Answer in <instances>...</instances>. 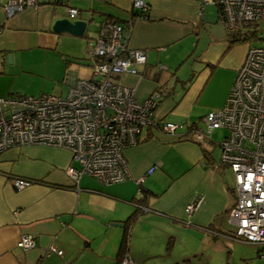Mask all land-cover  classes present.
Segmentation results:
<instances>
[{
    "label": "crops",
    "instance_id": "1",
    "mask_svg": "<svg viewBox=\"0 0 264 264\" xmlns=\"http://www.w3.org/2000/svg\"><path fill=\"white\" fill-rule=\"evenodd\" d=\"M144 1L148 17L133 19L139 13L133 0H67L79 10L74 20L89 23L85 35L75 37L52 30L57 19L68 17L66 4L38 0L37 7L8 17L7 0H0V97H65L72 81L95 78L87 40L113 17L123 25L131 22L129 48L147 55L146 65L121 82L140 100L158 92L154 120L183 125L173 134L145 129L140 143L125 150L131 177L111 185L88 175L74 184L66 170L78 164L63 148L26 145L0 154V264H117L125 223L144 193L148 210L129 227L127 252L136 264L167 253L172 257L180 235L210 242L234 233L229 219L234 178L214 155L220 143L195 142L187 132L205 128L207 113L224 107L248 44L231 42L216 5ZM58 52L65 63L49 72L47 57ZM39 77L56 85L33 88L30 81ZM14 178L38 183L17 190ZM200 199V208L188 214V204ZM23 235L33 236L36 247L19 248ZM53 245L63 255L49 254ZM190 251L167 264L190 262Z\"/></svg>",
    "mask_w": 264,
    "mask_h": 264
},
{
    "label": "built area",
    "instance_id": "2",
    "mask_svg": "<svg viewBox=\"0 0 264 264\" xmlns=\"http://www.w3.org/2000/svg\"><path fill=\"white\" fill-rule=\"evenodd\" d=\"M197 1L203 6L216 5L232 34H250L264 20V0ZM37 6L38 0H7L4 9L12 17ZM133 9L147 14L150 6L144 0H133ZM66 12L72 20L79 14L77 8L67 5ZM131 27V22L123 25L111 19L99 25L95 37L87 40L89 54L95 61V78L72 81L65 97H0V154L26 145L63 148L78 164L66 170L74 184L82 175H88L111 185L131 177L125 150L140 142L145 129L156 127L173 134L183 128L154 120L158 92L140 100L133 88L121 82L122 76L137 74L147 63L144 50L129 48ZM252 42L253 38L224 107L208 112L203 119L205 128L193 126L187 136L203 143L212 140L215 130L227 131L219 145L221 164L230 168L234 178V203L229 211L234 226L231 237L257 245L264 262V46ZM31 184L28 179H13L17 190ZM201 203V199L191 202L186 212L194 213ZM17 246L28 251L36 247V240L23 235ZM48 253L61 256L63 250L53 245ZM121 264L136 263L127 252Z\"/></svg>",
    "mask_w": 264,
    "mask_h": 264
},
{
    "label": "rangeland",
    "instance_id": "3",
    "mask_svg": "<svg viewBox=\"0 0 264 264\" xmlns=\"http://www.w3.org/2000/svg\"><path fill=\"white\" fill-rule=\"evenodd\" d=\"M91 24V31L94 30V26ZM256 37H254L252 44L255 46H264V20L258 22V27L252 30ZM84 42V40H82ZM249 42H246L248 44ZM62 52L57 54H50L47 57L49 65L48 71L60 70L61 64H64V58L61 55ZM66 61V60H65ZM30 84L33 88H37L42 84H54L49 80H44L42 77L32 79ZM56 85V83L54 84ZM49 94V93H48ZM227 135V131L224 129L215 130L212 134L213 141L221 143L223 138ZM214 155L218 158L221 156L220 147L214 151ZM183 237L175 239V244L172 247V257H168V253L158 258H150L145 261V264H167L170 260L177 262L178 258L175 256L184 254L186 249L190 251V262H180V264H264L263 260L259 257L257 251L258 246L251 244L230 236H223L218 240H212L210 242H204L198 237ZM187 238V239H186ZM197 251L196 255L195 252ZM188 258V257H187Z\"/></svg>",
    "mask_w": 264,
    "mask_h": 264
},
{
    "label": "trees",
    "instance_id": "4",
    "mask_svg": "<svg viewBox=\"0 0 264 264\" xmlns=\"http://www.w3.org/2000/svg\"><path fill=\"white\" fill-rule=\"evenodd\" d=\"M52 4L54 5H68L67 3V0H51ZM219 13H220V16L222 18V14H221V11L219 9ZM148 14V13H147ZM147 14H144V13H134L133 14V19L135 18H147ZM107 19H111V20H115L117 21L115 18L113 17H108ZM106 19V20H107ZM118 22V21H117ZM120 23V22H119ZM230 39H231V42L233 43H246V42H250L251 41V38L254 39V37H256V34H254L251 30V33L250 34H247V35H237V34H232L230 33ZM67 62H71V60H67ZM140 143V142H139ZM33 183H38V181H32ZM138 207L137 209L135 210V212L133 213V215L128 219V221H126L125 223V237H124V241H123V247L121 248V251L119 253V256H118V262L117 264H121V261H122V258L124 256V254L127 253V250H128V236H129V227H130V224L135 221L142 213H144V211L148 210L147 207H146V194L144 193V196L141 198V200H139V203H138Z\"/></svg>",
    "mask_w": 264,
    "mask_h": 264
},
{
    "label": "water",
    "instance_id": "5",
    "mask_svg": "<svg viewBox=\"0 0 264 264\" xmlns=\"http://www.w3.org/2000/svg\"><path fill=\"white\" fill-rule=\"evenodd\" d=\"M88 22L84 20H72L69 17L57 19L52 27L56 33H67L75 37H83L88 28ZM122 227L123 225H119Z\"/></svg>",
    "mask_w": 264,
    "mask_h": 264
}]
</instances>
